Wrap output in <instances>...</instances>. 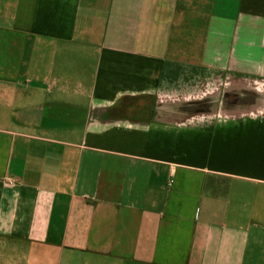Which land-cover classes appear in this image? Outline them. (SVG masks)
Returning a JSON list of instances; mask_svg holds the SVG:
<instances>
[{
  "label": "crops",
  "instance_id": "obj_1",
  "mask_svg": "<svg viewBox=\"0 0 264 264\" xmlns=\"http://www.w3.org/2000/svg\"><path fill=\"white\" fill-rule=\"evenodd\" d=\"M0 264H264V0H0Z\"/></svg>",
  "mask_w": 264,
  "mask_h": 264
}]
</instances>
